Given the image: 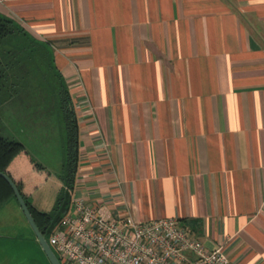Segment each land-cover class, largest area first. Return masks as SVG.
<instances>
[{"label": "crops", "instance_id": "crops-1", "mask_svg": "<svg viewBox=\"0 0 264 264\" xmlns=\"http://www.w3.org/2000/svg\"><path fill=\"white\" fill-rule=\"evenodd\" d=\"M0 14L51 50L72 97V200L176 218L208 250L224 241L231 264H264V0H0ZM13 114L0 134L49 171L30 198L45 212L37 194L61 188L63 125L50 168L51 109Z\"/></svg>", "mask_w": 264, "mask_h": 264}, {"label": "built area", "instance_id": "built-area-1", "mask_svg": "<svg viewBox=\"0 0 264 264\" xmlns=\"http://www.w3.org/2000/svg\"><path fill=\"white\" fill-rule=\"evenodd\" d=\"M47 243L59 264H231L224 241L208 250L176 218L112 215L86 199L72 200Z\"/></svg>", "mask_w": 264, "mask_h": 264}, {"label": "trees", "instance_id": "trees-1", "mask_svg": "<svg viewBox=\"0 0 264 264\" xmlns=\"http://www.w3.org/2000/svg\"><path fill=\"white\" fill-rule=\"evenodd\" d=\"M23 40V41H22ZM24 42L27 47L18 51L25 53L28 49L41 60L39 68L47 71L57 81L56 112L63 125V160L58 174L61 188L49 212L37 210L31 203V196L49 177V171L36 162L23 143L6 138L0 134V172L6 174L18 188L35 224L47 237L56 228L59 221L69 211L72 203L79 156V129L72 97L54 64L51 50L43 43L31 37L13 20L0 14V109L13 100L20 88V80L12 77L19 61L14 53ZM26 56V54H24ZM29 58L32 56L27 55ZM6 59V60H3ZM18 80V81H17ZM44 80V79H42ZM52 85V84H51ZM14 198L9 185L0 178V208ZM15 199V198H14Z\"/></svg>", "mask_w": 264, "mask_h": 264}, {"label": "rangeland", "instance_id": "rangeland-1", "mask_svg": "<svg viewBox=\"0 0 264 264\" xmlns=\"http://www.w3.org/2000/svg\"><path fill=\"white\" fill-rule=\"evenodd\" d=\"M24 46L26 48L27 44L21 42L20 48H16L14 59L15 61H21L16 65V70L12 74L13 78L16 77L20 80V88H18V93L13 97V100L1 107L0 118L3 119L5 111L8 110L13 112L14 116H17L18 113H25V118L30 120L33 117L29 114L30 111L41 109L44 104L46 108L49 107L52 111L53 119L52 130L49 133L51 144L48 148L42 149V153H44L43 159L45 163L50 164V168L55 167L58 169L57 159L59 158L60 152L58 151V140L60 136L58 128L62 123L61 117L56 112L55 107V97L58 89L57 81L52 76V73L49 74L47 71H42V68H39L41 60L37 55L33 54L29 49L25 53L19 52ZM27 55L32 56V58H29ZM44 95H46L45 100H43ZM57 173L55 172V174ZM50 183L52 185L51 181ZM37 195V202L41 208H44L45 212H49L53 206V200H55L53 198L52 187L50 185L42 187ZM7 203L14 205V209L20 210L14 198L10 199ZM5 205L1 210L3 215L1 220L6 225H10L12 229L3 232L4 235L0 238V264H49L22 212L20 211L21 214L18 212L19 217L17 219V216L14 214L15 211L13 212L10 206ZM48 239L49 235H47L46 241Z\"/></svg>", "mask_w": 264, "mask_h": 264}, {"label": "water", "instance_id": "water-1", "mask_svg": "<svg viewBox=\"0 0 264 264\" xmlns=\"http://www.w3.org/2000/svg\"><path fill=\"white\" fill-rule=\"evenodd\" d=\"M0 178H2L9 185L11 190L13 191L14 198H15V200H16L27 224L29 225L30 229L32 230L36 241L38 242L42 251L44 252L49 264H59V261H58L56 255L54 254V252L52 251V249L48 245L45 237L43 236V234L41 233V231L39 230V228L35 224L34 219L31 215L29 209L27 208V205H26L25 201L23 200L18 188L14 184V182L6 174H4L2 172H0Z\"/></svg>", "mask_w": 264, "mask_h": 264}]
</instances>
